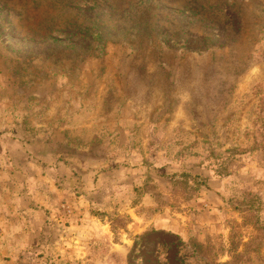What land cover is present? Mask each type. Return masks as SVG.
<instances>
[{
  "label": "rangeland",
  "instance_id": "rangeland-1",
  "mask_svg": "<svg viewBox=\"0 0 264 264\" xmlns=\"http://www.w3.org/2000/svg\"><path fill=\"white\" fill-rule=\"evenodd\" d=\"M0 264H264V0H0Z\"/></svg>",
  "mask_w": 264,
  "mask_h": 264
},
{
  "label": "crops",
  "instance_id": "crops-1",
  "mask_svg": "<svg viewBox=\"0 0 264 264\" xmlns=\"http://www.w3.org/2000/svg\"><path fill=\"white\" fill-rule=\"evenodd\" d=\"M5 139V138H4ZM5 150V158L7 161H18L21 159L22 154L24 152V145L21 141L10 140L6 141L2 140V149ZM8 206H13V204H8Z\"/></svg>",
  "mask_w": 264,
  "mask_h": 264
},
{
  "label": "trees",
  "instance_id": "trees-1",
  "mask_svg": "<svg viewBox=\"0 0 264 264\" xmlns=\"http://www.w3.org/2000/svg\"><path fill=\"white\" fill-rule=\"evenodd\" d=\"M201 184H204V183H201Z\"/></svg>",
  "mask_w": 264,
  "mask_h": 264
}]
</instances>
